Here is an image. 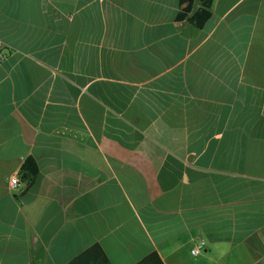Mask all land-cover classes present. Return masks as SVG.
<instances>
[{
    "label": "crops",
    "instance_id": "crops-1",
    "mask_svg": "<svg viewBox=\"0 0 264 264\" xmlns=\"http://www.w3.org/2000/svg\"><path fill=\"white\" fill-rule=\"evenodd\" d=\"M179 10L0 0V264H264V0Z\"/></svg>",
    "mask_w": 264,
    "mask_h": 264
},
{
    "label": "trees",
    "instance_id": "trees-1",
    "mask_svg": "<svg viewBox=\"0 0 264 264\" xmlns=\"http://www.w3.org/2000/svg\"><path fill=\"white\" fill-rule=\"evenodd\" d=\"M197 0H180V10L177 21H187L197 29H202L211 19L212 9L215 0H199V8L196 9ZM39 173L36 161L29 158L21 168L20 175L27 185H32ZM70 264H110L105 252L99 245L91 247L89 250L75 258ZM138 264H163L157 253H152Z\"/></svg>",
    "mask_w": 264,
    "mask_h": 264
},
{
    "label": "built area",
    "instance_id": "built-area-1",
    "mask_svg": "<svg viewBox=\"0 0 264 264\" xmlns=\"http://www.w3.org/2000/svg\"><path fill=\"white\" fill-rule=\"evenodd\" d=\"M3 59V55L0 53V60ZM61 135H73V133H71L69 130H62L59 132ZM76 137V136H74ZM13 181H15V183H13ZM27 183L24 182L22 180V177L20 175V173H17V174H14L12 175L10 178H9V186L11 189L13 190H17L19 189L20 187H23V186H26ZM205 247V240L201 237H199L196 241V246L195 248L192 250V255L194 257H197L199 256L201 253H202V250L204 249Z\"/></svg>",
    "mask_w": 264,
    "mask_h": 264
},
{
    "label": "clouds",
    "instance_id": "clouds-1",
    "mask_svg": "<svg viewBox=\"0 0 264 264\" xmlns=\"http://www.w3.org/2000/svg\"><path fill=\"white\" fill-rule=\"evenodd\" d=\"M13 183H15V181H13Z\"/></svg>",
    "mask_w": 264,
    "mask_h": 264
}]
</instances>
